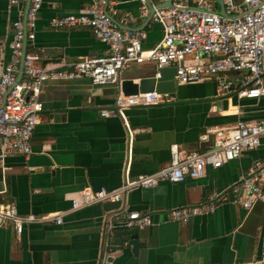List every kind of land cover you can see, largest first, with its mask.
<instances>
[{"label": "crops", "instance_id": "obj_1", "mask_svg": "<svg viewBox=\"0 0 264 264\" xmlns=\"http://www.w3.org/2000/svg\"><path fill=\"white\" fill-rule=\"evenodd\" d=\"M90 1H42L32 44L42 65L69 69L81 57L109 52V45L88 27L49 25L52 17L75 13ZM110 1L112 19L123 30L143 32L144 47L161 39V26L141 14L139 0ZM212 7L220 11L221 3L214 1ZM22 8L0 0L4 62L9 60L12 22ZM154 74V62L144 61L129 64L120 78L136 83ZM166 75H173L174 81L163 83L166 91L161 94L167 100L124 109L132 137L122 117L99 115L100 109L114 106L117 85L92 84L87 77L45 82L43 109L32 135L34 151L28 158L5 159V170L0 167V201L14 202L20 214L61 213L62 222L25 224L20 236L10 222L5 223L0 227V264H98L102 218L121 207L149 213L152 224L127 229L141 244L133 251L124 241L122 249L109 251V264H264V197L250 210L223 199L213 210L184 222L169 215L176 207L208 203L213 191L230 197L231 187L264 160V136L257 147L219 168L207 167L201 177L177 183L161 180L152 187L130 190L121 202L72 209V199L84 187L116 189L126 170L134 177L167 166L172 144L185 150L204 149L210 142L200 139L206 127L264 117V97L238 98L220 93L212 80L179 83L171 70Z\"/></svg>", "mask_w": 264, "mask_h": 264}, {"label": "built area", "instance_id": "obj_2", "mask_svg": "<svg viewBox=\"0 0 264 264\" xmlns=\"http://www.w3.org/2000/svg\"><path fill=\"white\" fill-rule=\"evenodd\" d=\"M43 0H29L27 9L20 10L12 22V38L8 43L9 60L4 62L0 45V166L7 157L20 155L28 158L33 153L32 135L43 109L41 93L48 80L87 77L92 84H119L121 72L131 63L153 61L154 77L161 70L174 67V79L179 83L215 81L222 94L234 93L238 98L264 97V0H221L225 15L212 7L218 0H171L168 6H158L166 0H139L141 14H148L145 2L154 8L151 19L162 28L161 39L152 47H144L143 32L121 29L110 16V0H91L75 13L52 17L53 28L84 26L93 35L109 45V52L101 56H85L70 63L69 69L41 64L38 49L32 44L35 26ZM24 5L26 0H9ZM25 42V53L21 52ZM30 44L29 49L26 45ZM22 66V68H20ZM167 100L153 90L125 95L119 91L114 106L102 108L103 117H122L132 137L124 109L147 106ZM264 136V117L256 121L238 119L228 126H209L200 135L210 141L204 149H180L170 146L167 166L150 174L131 177L125 171L124 179L116 189L84 187L72 199V209L100 202H121L132 189L155 186L161 180L173 183L186 178L205 175L213 169L237 159L244 150L257 147ZM264 160L257 161L249 173L231 187L230 197L218 191L210 195L208 203L185 205L170 210L173 220L186 221L191 215L206 213L216 203L229 199L245 210L264 197ZM61 213L20 214L14 202L0 201V227L10 222L17 236L29 223L62 222ZM152 224L149 213L121 207L106 218L102 227L100 251L109 250L115 230L142 229ZM264 245V231L261 236ZM108 252L100 264H109Z\"/></svg>", "mask_w": 264, "mask_h": 264}, {"label": "water", "instance_id": "obj_3", "mask_svg": "<svg viewBox=\"0 0 264 264\" xmlns=\"http://www.w3.org/2000/svg\"><path fill=\"white\" fill-rule=\"evenodd\" d=\"M28 1L29 0H26V3L23 5L22 9L24 11H26V9H27ZM218 2L221 3V9H220V11H217V12L219 14H221V15H225L224 7L222 5V1L218 0ZM145 3L147 5V7H148V15L149 16L147 18V21H149L152 13L154 11V8H153V6L151 5V3L149 1H147ZM170 3H171V0H166V1H164L163 3H161L158 6H162V7L163 6H168V5H170ZM35 34H36V26H35ZM24 53H25V42L23 44V48H22V52H21V60L24 57ZM20 68H22V66H20ZM170 70L172 71L173 74L175 73V68L174 67H168V68L166 67V68H163L161 70V75L158 78H155L154 76L144 77V78H141L136 83L133 82L132 79L125 78L119 84L115 83L114 85H117L119 90L122 91V93L125 94V95L136 94L139 91L140 92H144V91H153V90H155V91H157L159 93H163V92L166 91V89L164 87L165 85L163 84L165 81H169L170 80L172 82V84H174L173 75H171V76H167L166 75V72L170 71ZM99 115H100V113H99ZM3 166L5 167L4 162H3ZM0 167L3 170H5V168H3L2 166H0ZM111 214L112 213H110V214H108V215H106L105 217L102 218L103 223L106 221V218L108 216H110ZM102 227H103V225H102ZM124 241L128 245L132 246L131 248H132L133 251H135L136 248H138L139 245L141 244L140 241L137 239V235H129L128 232H127V229L115 230L114 235H113V239H112V243H111V246H110L109 250H105V251L102 250V252L100 251V258H99L98 264H100L102 262L103 257L106 255L107 252L109 253V251L112 252V251H115V250L122 249ZM106 259L108 261H110L111 260V256L108 255L106 257Z\"/></svg>", "mask_w": 264, "mask_h": 264}]
</instances>
